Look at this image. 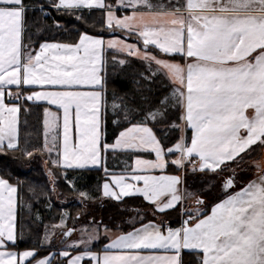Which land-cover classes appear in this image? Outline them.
Segmentation results:
<instances>
[{
  "label": "snow or ice",
  "instance_id": "obj_1",
  "mask_svg": "<svg viewBox=\"0 0 264 264\" xmlns=\"http://www.w3.org/2000/svg\"><path fill=\"white\" fill-rule=\"evenodd\" d=\"M0 264H264V0H0Z\"/></svg>",
  "mask_w": 264,
  "mask_h": 264
},
{
  "label": "trees",
  "instance_id": "obj_2",
  "mask_svg": "<svg viewBox=\"0 0 264 264\" xmlns=\"http://www.w3.org/2000/svg\"><path fill=\"white\" fill-rule=\"evenodd\" d=\"M97 17L99 16V13L96 14ZM67 19V18H65ZM63 22V21H62ZM49 24H51V20L48 21ZM98 29L96 31L93 30H89V34H97ZM104 37H107V33L103 34ZM46 38L49 39L50 41H60V40H69V39H75L76 37L73 36H68L67 34H64L63 32H49L46 34ZM115 83L122 87V88H130L131 87V83L129 81H121V80H116ZM111 84L109 85V87L111 88ZM42 121H43V109L42 108H34L31 114H25V113H21L20 114V136H21V144L23 146V141L25 138H27L31 143L33 144H37V143H42L43 140V128H42ZM109 133H111V126L109 125ZM31 171L28 172L27 175V179L30 180H34L40 184H44L45 183V177L43 175V166L42 163L40 161V159H37L35 161L32 162L31 164ZM91 179L89 181L90 184H95L96 182V178L98 176H102V172L101 173H97V172H92L89 174ZM21 179L25 178V174L23 172L20 173ZM60 191L62 193H64V196H67L68 193L66 191V189L64 187H61ZM24 190H21V193L23 195ZM69 200L71 201L70 203H68L65 206V210L69 211L71 213L72 216H75L78 212V204L75 202V200L71 197H69ZM37 207H40L39 205H37ZM43 212V215L45 217V223H49V219L52 216H56L58 214L59 211V205H57V207L53 208L51 213H48L47 211H44L43 209H41ZM33 211H35V209H33ZM110 213L105 212L104 215L107 216ZM26 214L22 213L21 218L25 219ZM176 218L175 216H173V225L172 226H176ZM30 244L29 243H25V242H21L20 243V248L23 249L25 247H28Z\"/></svg>",
  "mask_w": 264,
  "mask_h": 264
},
{
  "label": "crops",
  "instance_id": "obj_3",
  "mask_svg": "<svg viewBox=\"0 0 264 264\" xmlns=\"http://www.w3.org/2000/svg\"><path fill=\"white\" fill-rule=\"evenodd\" d=\"M105 39H107L108 38V36L107 37H104ZM53 110H55V109H53ZM189 135H190V132H189ZM109 164H110V167L112 166V163H111V160L109 161ZM176 226H178V225H176ZM175 227V226H174Z\"/></svg>",
  "mask_w": 264,
  "mask_h": 264
},
{
  "label": "rangeland",
  "instance_id": "obj_4",
  "mask_svg": "<svg viewBox=\"0 0 264 264\" xmlns=\"http://www.w3.org/2000/svg\"><path fill=\"white\" fill-rule=\"evenodd\" d=\"M109 38V37H108Z\"/></svg>",
  "mask_w": 264,
  "mask_h": 264
}]
</instances>
